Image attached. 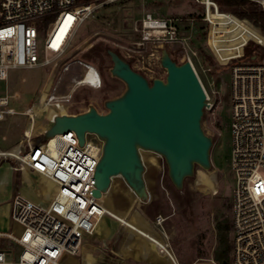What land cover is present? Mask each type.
<instances>
[{
  "label": "built area",
  "instance_id": "built-area-1",
  "mask_svg": "<svg viewBox=\"0 0 264 264\" xmlns=\"http://www.w3.org/2000/svg\"><path fill=\"white\" fill-rule=\"evenodd\" d=\"M116 0H0V91L1 83L8 80L10 70L35 67H54L56 77L48 83L40 98L41 107L31 106L23 112L11 107L16 94L0 95V122L16 115L30 121L25 131H35V122L41 111H51L52 121L56 105H64L68 114L76 92L82 88L100 89L104 79L92 64L81 59L67 60L74 40L86 19L102 5ZM264 11V0H248ZM204 8L200 17L156 18L147 13L136 32L143 43H160L161 46H180L189 61V45L194 36L205 33L208 50L220 66L232 70L231 166L235 184L231 195L232 254L234 264H264V57H248L247 48L254 44L264 47V34L237 15L222 10L212 0H196ZM44 43L43 33L51 24ZM45 19H51L44 22ZM200 21L206 29L198 31ZM39 51L45 54L42 58ZM51 57H47V54ZM192 53L196 55V52ZM195 69V67H194ZM196 71V70H195ZM72 75L67 90L64 79ZM209 106L213 109L210 97ZM97 109V108H96ZM98 110V109H97ZM99 111V110H98ZM100 112V111H99ZM64 147L53 151L49 143L31 150L0 149V166L6 160H14L47 181L55 192H48L50 200L41 203L23 193L12 199L11 219L19 226V232L0 233L21 248L18 258L8 261L12 250L8 244L0 247V264H61L64 254L77 256L83 248L84 238L94 233L101 214L100 204L94 196L95 171L99 158L81 147L74 132L63 135ZM94 220V221H93ZM163 220L158 218V224ZM163 242V241H162ZM160 252L172 264H179L168 243H156Z\"/></svg>",
  "mask_w": 264,
  "mask_h": 264
},
{
  "label": "rangeland",
  "instance_id": "rangeland-1",
  "mask_svg": "<svg viewBox=\"0 0 264 264\" xmlns=\"http://www.w3.org/2000/svg\"><path fill=\"white\" fill-rule=\"evenodd\" d=\"M147 13L156 18L186 19L200 17L204 14V8L196 0H116L100 6L80 28L67 60L81 59L92 64L104 79L103 87L80 88L68 106L69 113H82L91 105L100 113H106L105 101L116 98L125 91V83L111 74L113 64L107 54L108 49L122 54L123 58L132 64L134 70L149 80L166 78V71L160 64L161 49L167 48L171 51L172 58L178 63L186 61L182 59L185 51L180 46L168 47L161 46L158 42H142L135 26ZM54 19L55 16L47 32L42 34L40 44L44 43ZM196 27L200 32L206 29L200 21L197 22ZM255 29L260 31L258 27ZM205 33L206 31L202 33V37L194 36L188 52L197 75L210 97V103L215 107L205 110L202 120L204 131L214 141L211 150V168L203 170L197 167L194 177L188 178L183 190L179 191L168 176L165 160L155 153L144 151L142 156L145 163L159 168L154 172L157 182L156 187L152 186L153 197L147 203H143L119 183L118 193L110 190L98 201L100 204L107 202L113 209L125 213L129 219L136 215L139 222L153 229L163 242L170 245L179 264H218L214 256L217 246V218L226 214L232 220L231 195L235 184V175L231 166L232 70L231 67L220 66L216 62L206 46ZM138 43H143L144 46L137 48L135 44ZM192 51L196 52V55ZM256 54L258 61L262 60L264 47L257 50ZM39 56L44 58L45 54L39 51ZM51 56L47 54V57ZM71 76L67 75L64 79V92L70 84ZM55 77L54 67L13 69L9 71L8 80L1 83L0 95L16 94L17 97L12 100L11 107L19 112L31 106L40 108L42 93L46 85L52 83ZM56 109L58 114H68L64 105L56 106ZM40 115L41 117L35 122V131L31 134V139L25 137V131L30 126L27 117L16 115L1 121L0 149L25 151L51 126V111H41ZM215 121L217 124H214ZM29 134L30 131L28 136ZM88 140L99 143V140L91 135L88 136ZM261 172L264 176V170ZM51 191L55 192V189L50 190L45 178L27 167H21L14 160H6L0 166V233L19 232V226L11 219L12 199L16 194L23 193L37 202L48 203L50 200L48 192ZM158 218L163 220L162 225L158 224ZM139 222L137 223L141 226ZM230 238L232 246V234ZM8 243L6 239H0V247ZM147 245L149 247L150 243L138 238L112 216L106 215L102 217L100 226L94 233L84 239L80 253L77 256L64 254L60 263L160 264L157 262L160 258L151 260L144 257L141 248ZM8 247L13 252L8 255V261L16 260L21 248L14 243H9ZM154 252L163 258L166 257L158 247ZM137 253L139 258L136 256ZM230 258L231 264H234L233 254ZM161 261L162 264H172L168 258L167 261L163 259Z\"/></svg>",
  "mask_w": 264,
  "mask_h": 264
},
{
  "label": "water",
  "instance_id": "water-1",
  "mask_svg": "<svg viewBox=\"0 0 264 264\" xmlns=\"http://www.w3.org/2000/svg\"><path fill=\"white\" fill-rule=\"evenodd\" d=\"M107 54L113 64L111 74L125 83V91L105 101L106 113L91 105L82 113L56 115L50 128L27 149L71 131L83 147L86 134H96L103 142L95 171L93 196L97 200L109 193L117 177L141 202L150 200L144 151L162 157L172 184L183 190L197 167L209 170L212 166L214 141L202 126L209 104L197 72L189 61L178 63L163 48L160 64L166 78L149 81L116 51L108 49Z\"/></svg>",
  "mask_w": 264,
  "mask_h": 264
},
{
  "label": "trees",
  "instance_id": "trees-1",
  "mask_svg": "<svg viewBox=\"0 0 264 264\" xmlns=\"http://www.w3.org/2000/svg\"><path fill=\"white\" fill-rule=\"evenodd\" d=\"M83 1V0H79ZM216 2L222 10L233 12L242 20L252 23L253 26L258 27L264 34V11H262L257 4L248 0H212ZM51 19H45L44 22H49ZM254 44L248 49L247 56L252 57L256 54L257 50ZM171 54V51H169ZM172 55V54H171ZM203 55H205L203 53ZM205 60L206 58L205 55ZM223 217L217 218V246L214 252L215 261L218 264H231L232 246L230 243V236L232 234V220L228 215H222Z\"/></svg>",
  "mask_w": 264,
  "mask_h": 264
},
{
  "label": "bare ground",
  "instance_id": "bare-ground-1",
  "mask_svg": "<svg viewBox=\"0 0 264 264\" xmlns=\"http://www.w3.org/2000/svg\"><path fill=\"white\" fill-rule=\"evenodd\" d=\"M56 106H59V105H56ZM60 115H62V114H60ZM30 135L31 134H29V136ZM89 135L96 137L99 140V143L95 142L93 140H88ZM47 143H49V147L53 151H57V152L61 151L64 147L63 135H57L54 138L50 139ZM87 143H88V153L93 157L99 158L102 155V149H103L102 140L96 134L88 133L87 134ZM47 182H48V187H50V190L55 189V187L51 181H47ZM96 210L101 214V217H100L99 221L97 222L95 229L98 226H100V220L102 219L103 216L105 217L106 215H110L113 217L114 220L118 221L120 224L127 227L131 233L136 234L138 236V238L143 239L148 244L150 243L149 247L147 245V246L141 248V250L144 251V257L145 258H150L151 260L152 259L157 260L160 258V259L167 261V258H161L156 252H154L155 248L157 246L156 243L163 244L162 240L158 236H156L154 234V232H152L148 228L139 226L137 223L139 221H138V218L136 215L132 216V218L129 219L126 217L125 213L120 212L116 209H113L109 204H107V202H103L102 204H98L96 207ZM136 256L139 258L138 253L136 254Z\"/></svg>",
  "mask_w": 264,
  "mask_h": 264
},
{
  "label": "crops",
  "instance_id": "crops-1",
  "mask_svg": "<svg viewBox=\"0 0 264 264\" xmlns=\"http://www.w3.org/2000/svg\"><path fill=\"white\" fill-rule=\"evenodd\" d=\"M146 165V173H145V179H146V183H147V187H148V190H149V194H150V199L153 197V194H152V186L153 187H156V182H157V178H156V175H155V170H158L159 168H156L155 166H151L149 165V163H145ZM120 178V177H119ZM120 183V186H124V188H127L125 183L123 182L122 179L120 180H114L113 181V186L111 188V192H116L118 193L119 189H120V186H117L118 184ZM139 221V220H138ZM141 223V227H146L148 228L149 230H151L152 232H154V234L156 236H158V234L151 228H149L146 224H142V222H139ZM159 237V236H158ZM157 247V246H156ZM161 257V255H159ZM163 258V257H161ZM164 258H168L167 256L164 257ZM169 259V258H168ZM158 263L162 264V261L161 259L159 261H157Z\"/></svg>",
  "mask_w": 264,
  "mask_h": 264
},
{
  "label": "flooded vegetation",
  "instance_id": "flooded-vegetation-1",
  "mask_svg": "<svg viewBox=\"0 0 264 264\" xmlns=\"http://www.w3.org/2000/svg\"><path fill=\"white\" fill-rule=\"evenodd\" d=\"M119 55H121L122 57H123V55L122 54H119ZM131 64V63H130ZM131 66H132V64H131ZM133 67V66H132ZM134 69V68H133ZM146 77V76H145ZM147 78V77H146ZM148 79V78H147ZM149 80V79H148ZM149 81H151V80H149ZM213 108H215V107H213ZM216 110L217 109H215V112H216ZM216 116V115H215ZM214 124H217V122L215 121V123Z\"/></svg>",
  "mask_w": 264,
  "mask_h": 264
}]
</instances>
